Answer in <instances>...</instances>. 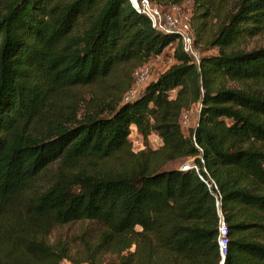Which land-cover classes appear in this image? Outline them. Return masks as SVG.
<instances>
[{
	"label": "trees",
	"instance_id": "16d2710c",
	"mask_svg": "<svg viewBox=\"0 0 264 264\" xmlns=\"http://www.w3.org/2000/svg\"><path fill=\"white\" fill-rule=\"evenodd\" d=\"M190 1L198 64L128 0L0 1V264H220L218 209L223 264H264V46L248 48L264 0ZM173 45L125 100L135 69ZM189 158L216 190L163 169ZM73 222L89 226L75 257L51 241Z\"/></svg>",
	"mask_w": 264,
	"mask_h": 264
},
{
	"label": "built area",
	"instance_id": "2783aa9c",
	"mask_svg": "<svg viewBox=\"0 0 264 264\" xmlns=\"http://www.w3.org/2000/svg\"><path fill=\"white\" fill-rule=\"evenodd\" d=\"M131 7L140 15L145 16L153 29L169 35H175L178 39V42L181 45L182 51L190 57V59L199 63L202 56L200 50L196 46L194 35L191 27L190 15L186 14L179 6H171L167 9H162L149 0H128ZM147 70L144 69L140 72L135 79L136 83H142L146 79ZM130 92V93H129ZM129 95L127 96V94ZM125 96V100L132 99L134 97L131 90L128 91ZM192 111L186 112L182 117V126L187 125L188 117ZM200 163L203 164L204 161L202 158H199ZM194 170L203 181L206 186L210 189L211 187L216 190L215 183L209 178L205 180L199 174V166L196 163H187L179 168L180 171L185 172L186 170ZM203 171L206 173V170L203 168ZM216 206L219 207V202L216 197ZM218 247L219 255L223 260L226 255L227 248V227L222 213L218 209ZM60 264H70L69 262L63 261Z\"/></svg>",
	"mask_w": 264,
	"mask_h": 264
},
{
	"label": "rangeland",
	"instance_id": "374dc122",
	"mask_svg": "<svg viewBox=\"0 0 264 264\" xmlns=\"http://www.w3.org/2000/svg\"><path fill=\"white\" fill-rule=\"evenodd\" d=\"M180 8L186 14L190 15L191 10H192L191 1L186 0L182 5H180ZM261 46H264V34L250 40L248 44V48H255V47H261ZM174 48H175V45L169 48H166L164 52L162 53V55L155 57V58H151L146 64L135 69V71L132 74L133 84L130 89L134 96L141 90V88L145 84L154 80L159 74L164 72L167 68H169L174 63L173 56H172ZM199 48L202 51L201 45L200 47H198V49ZM213 52L215 51L214 50H204L203 51L204 54L213 53ZM144 69L147 70L145 81L142 83H136L135 79H137V76ZM127 93H125L124 99ZM129 93L127 94V96L129 95ZM191 111L192 113L188 117L187 125L182 127L184 134H187L189 130L192 127H194L195 122H196L197 113H198V106L197 105L193 106L191 108ZM129 140L131 142L132 148L135 151H139L140 149L143 148V144H142L140 137L134 132H132L131 135L129 136ZM148 143H149L150 148H158L160 142L157 139V137L153 135L149 138ZM193 160H194L193 158H189V159H186L180 162L169 163L163 169L164 170L178 169V168H181L183 165L192 162ZM87 228H89V226L87 223H84V222H73V223H70V224H67L61 227H56L51 233V241H60L61 243H65L66 245H68L67 243L71 242L72 247H73L71 250V255L75 257L76 250L79 249V245H80L79 240L82 239V234L85 233L84 231ZM111 261H112L111 256H105L102 258L101 264H111Z\"/></svg>",
	"mask_w": 264,
	"mask_h": 264
},
{
	"label": "water",
	"instance_id": "95a60500",
	"mask_svg": "<svg viewBox=\"0 0 264 264\" xmlns=\"http://www.w3.org/2000/svg\"><path fill=\"white\" fill-rule=\"evenodd\" d=\"M191 163H193V164H194V163H195V160H193ZM220 264H223V260H222V262H221Z\"/></svg>",
	"mask_w": 264,
	"mask_h": 264
},
{
	"label": "crops",
	"instance_id": "0c3cea01",
	"mask_svg": "<svg viewBox=\"0 0 264 264\" xmlns=\"http://www.w3.org/2000/svg\"><path fill=\"white\" fill-rule=\"evenodd\" d=\"M199 109V108H198Z\"/></svg>",
	"mask_w": 264,
	"mask_h": 264
}]
</instances>
